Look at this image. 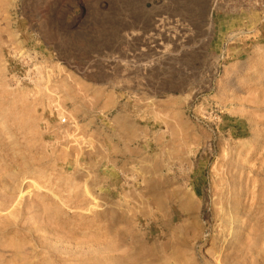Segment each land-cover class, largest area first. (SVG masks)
I'll return each mask as SVG.
<instances>
[{
  "label": "rangeland",
  "instance_id": "obj_1",
  "mask_svg": "<svg viewBox=\"0 0 264 264\" xmlns=\"http://www.w3.org/2000/svg\"><path fill=\"white\" fill-rule=\"evenodd\" d=\"M0 264H264V0H0Z\"/></svg>",
  "mask_w": 264,
  "mask_h": 264
},
{
  "label": "built area",
  "instance_id": "obj_2",
  "mask_svg": "<svg viewBox=\"0 0 264 264\" xmlns=\"http://www.w3.org/2000/svg\"><path fill=\"white\" fill-rule=\"evenodd\" d=\"M66 121V119H63V122H65Z\"/></svg>",
  "mask_w": 264,
  "mask_h": 264
}]
</instances>
